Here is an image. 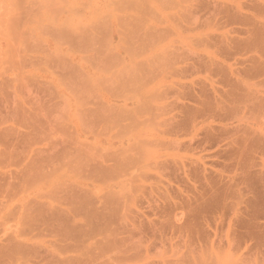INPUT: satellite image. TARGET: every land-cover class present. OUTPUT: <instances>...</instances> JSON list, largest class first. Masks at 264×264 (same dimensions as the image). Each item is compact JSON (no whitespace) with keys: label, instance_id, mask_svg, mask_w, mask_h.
Instances as JSON below:
<instances>
[{"label":"rangeland","instance_id":"rangeland-1","mask_svg":"<svg viewBox=\"0 0 264 264\" xmlns=\"http://www.w3.org/2000/svg\"><path fill=\"white\" fill-rule=\"evenodd\" d=\"M103 262L264 264V0H0V264Z\"/></svg>","mask_w":264,"mask_h":264},{"label":"bare ground","instance_id":"bare-ground-1","mask_svg":"<svg viewBox=\"0 0 264 264\" xmlns=\"http://www.w3.org/2000/svg\"><path fill=\"white\" fill-rule=\"evenodd\" d=\"M261 30H262V29H261ZM261 30H260V31H261ZM258 32H259V31H258ZM261 34H262V33H261ZM261 37H262V36H261ZM259 38H260V37H259ZM256 39H257V38H256ZM127 116H128V115H127ZM127 116H126V117H127ZM132 117H133V116H132ZM124 119H125V118H124ZM129 120H130V119H129ZM131 120H132V119H131ZM120 163H121V162H120ZM125 164L128 165V163H125ZM121 165H122V163H121ZM121 165H120V166H121ZM123 165H124V164H123ZM124 166H125V165H124ZM103 167H104V166H103ZM117 167H119V166H117ZM122 167H123V166H122ZM125 167H127V166H125ZM105 168H106V166H105ZM107 169H108V167H107ZM116 169H117V168H116V165H115V169H114V170H116ZM101 171H102V170H101ZM107 171L110 172L109 170H107ZM112 171H113V170H112ZM103 175H105V174H104V170H103ZM103 177H105V176H103ZM106 177H107V176H106ZM68 195H69V194H68ZM68 195H66V196H68ZM77 195H78V194H77ZM66 196H64V197H66ZM70 196H71V195H70ZM103 197H104V196H103ZM108 198H111V197H108ZM104 199H105V197H104ZM64 200L66 201L67 198L64 199ZM68 201H69V200H68ZM104 201L106 202V200H104ZM104 201H103V202H104ZM109 201L111 202V199H110ZM107 202H108V201H107ZM107 202H106V203H107ZM116 202H117V201H116ZM114 203H115V202H114ZM111 204H112V202H111ZM116 204H118V203H116ZM104 205H105V204H104ZM113 205H114V204H113ZM107 206H109L108 203H107ZM112 207H113V206H111V208H112ZM115 207H116V206H115ZM111 208H110V209H111ZM118 208H119V207H118ZM100 209H101V208H100ZM107 209H108V208H107ZM110 209H109V210H110ZM102 210H103V209H102ZM114 211H115V210H114ZM116 211H117V210H116ZM116 211H115V213L118 212V211H117V212H116ZM95 212H97V211H95ZM102 212H103V211H102ZM112 212H113V211H112ZM89 213H90V212H89ZM89 213H87V214L89 215V217H91ZM104 213H105V212H104ZM109 213H110V211H109ZM96 214H98V213H96ZM101 214H103V213H100V215H101ZM106 214H108V213H106ZM113 214H114V213H113ZM113 214H112V215H113ZM67 215H69V214L67 213ZM92 215H93V212H92ZM98 215H99V214H98ZM64 216H65V215H63V218H64ZM93 216H95V215H93ZM102 216H103V215H102ZM67 217H68V216H67ZM86 217H87V216H86ZM89 217H88V220H89ZM95 217H96V216H95ZM97 217H98V216H97ZM99 217H100V216H99ZM108 217H109V216H108ZM110 217H113V216L110 215ZM68 218H69V217H68ZM68 218H67V219H68ZM91 218H92V217H91ZM64 219H66V218H64ZM92 219H93V218H92ZM104 219H105V218H103V220H104ZM108 219H109V218H108ZM109 220H111V219H109ZM109 220H108V221H109ZM64 221H65V220H64ZM67 221H70V220H67ZM91 221H93V220H91ZM105 221H106V220H105ZM94 222H95V221H94ZM94 222H93V225H94ZM109 222H110V221H109ZM109 222H108V223H109ZM88 223H89V222H88ZM91 223H92V222H91ZM108 223H107V224H108ZM107 224H106V225H107ZM81 225H82V224H81ZM90 225H91V224H90ZM103 225H104V222H103ZM91 226H92V225H91ZM109 226H110V225H109ZM83 227H85V226H83ZM93 227H94V226H93ZM101 227H102V226H101ZM103 227H104V226H103ZM79 228H82V227L80 226ZM95 228H96V227H95ZM95 228H94V229H95ZM105 228H106V227H105ZM97 229H98V228H97ZM91 230H92V229H91ZM108 230H109V229H108ZM81 231H82V229H81ZM93 231H94V230H93ZM105 231H107V230H105ZM89 232H90V231H89ZM111 232H113V231H111ZM111 232H109V233H111ZM115 232H117V231H115ZM115 232H114V234H115ZM101 233H102V232H101ZM93 234H94V233H93ZM97 234H98V233H97ZM95 235H96V234H95ZM100 235H101V234H100ZM91 236H92V235H91ZM93 236H94V235H93ZM95 237H97V236H95ZM95 237H94V238H95ZM94 238H93V239H94ZM103 238H104V236H103ZM105 240H107V239H105ZM109 240H110V239H109ZM109 240H108V241H109ZM95 242H96V241H95ZM96 243H97V242H96ZM99 243H100V242H99ZM106 243H107V242H106ZM97 248H98V247H97ZM91 260H92V258H91ZM104 260H105V259H104ZM92 261H93V260H92ZM103 264H104V262H103Z\"/></svg>","mask_w":264,"mask_h":264}]
</instances>
